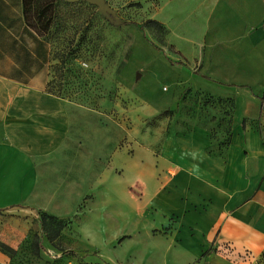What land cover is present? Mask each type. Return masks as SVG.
<instances>
[{
    "label": "rangeland",
    "instance_id": "1",
    "mask_svg": "<svg viewBox=\"0 0 264 264\" xmlns=\"http://www.w3.org/2000/svg\"><path fill=\"white\" fill-rule=\"evenodd\" d=\"M105 2L116 20L85 0L59 2L48 32L38 33L46 51L47 90L65 103L68 135L60 148L36 164L31 210L0 212V240L17 251L12 257L4 255L2 264H114L111 256L127 257V264H157L160 256L171 262V252L163 251L162 243L160 251L152 252L146 237L138 245L127 239L114 249L117 234L131 230L127 217L141 225L147 222L151 211L139 202L142 188L161 176L156 170L137 171L126 161L139 149L156 157L169 135L200 127L212 139L208 152L224 151L232 142L235 118L249 123V115L264 114L259 108L264 62L256 54L264 32L258 35V28L251 29L248 42L215 35L216 41L207 44L210 28L202 42L194 28L186 27L203 20L198 0ZM147 18L161 21L167 31L148 27L143 32L125 24ZM19 57L24 61L26 55L21 52ZM34 65L33 58L29 66ZM244 84L248 87L238 86ZM168 108L171 114L159 115ZM137 158L147 163L146 152ZM151 163L155 169L156 158ZM119 182L129 185L123 189L132 198ZM117 194L120 201L115 204ZM44 214L64 221L58 237L42 227ZM34 238L43 245L38 255L31 248ZM263 251L239 250L227 241L210 262L201 264H258Z\"/></svg>",
    "mask_w": 264,
    "mask_h": 264
},
{
    "label": "crops",
    "instance_id": "2",
    "mask_svg": "<svg viewBox=\"0 0 264 264\" xmlns=\"http://www.w3.org/2000/svg\"><path fill=\"white\" fill-rule=\"evenodd\" d=\"M198 1L203 20L196 27H186L194 28L202 42L209 28L207 44H213L220 34L248 42L246 36L251 29L258 28V35L264 32V0ZM36 48L41 51L36 52ZM42 48L39 34L25 22L22 0H0L1 212L31 210L36 164L67 139L66 106L47 90L49 80L42 60L46 51ZM10 51L17 55L9 58ZM256 51L257 58L264 62V41ZM21 52L26 55L24 61L19 57ZM33 58L37 66L32 67L29 64ZM259 108L264 112V95L259 97ZM249 116V123L235 118L233 139L224 153L208 152L212 139L209 130L202 127L169 135L156 157L147 149L133 152L126 161L128 165L132 163L137 171L156 170L161 176L142 188L139 202L151 211L147 222L141 225L137 219L127 217L125 222L131 230L117 234L120 237L114 249L127 239L137 240L138 245L146 237L152 242V252L161 250L159 243L165 247L163 251L171 252V262L160 256L157 264H201L210 262L227 241L239 250L264 247V114ZM141 151L147 154L148 167L137 158ZM118 184L122 189L129 186ZM122 192L132 198L131 191ZM119 199L117 194L115 204ZM126 234L134 236L128 238ZM4 255L0 252V264ZM109 260L127 264L129 258L111 256Z\"/></svg>",
    "mask_w": 264,
    "mask_h": 264
},
{
    "label": "trees",
    "instance_id": "3",
    "mask_svg": "<svg viewBox=\"0 0 264 264\" xmlns=\"http://www.w3.org/2000/svg\"><path fill=\"white\" fill-rule=\"evenodd\" d=\"M63 2L66 5L71 4V2H67L64 0H22V8L23 15L26 24L34 29L37 33L43 34L48 32L50 26L53 24L54 17H56L58 13V3ZM125 24H134L137 28L141 29L143 32L148 27L157 28L163 32L167 31L166 25L161 21L155 18H147L141 23L137 22H125ZM63 60V59H62ZM181 64H185L182 61H177ZM204 77L211 79L210 76L204 75ZM172 109L168 108L159 113V115H168L172 113ZM227 148V147H226ZM225 148V149H226ZM217 153H223L224 151H216ZM215 153V152H214ZM2 209H0V212ZM48 219L53 222H49ZM53 223H55L54 227ZM42 227L46 229L52 237H58L61 233V230L64 226V221L61 219H57L52 215H43V219L41 220ZM32 252L34 255H38L41 250H43V245L41 242L34 238L31 243ZM0 252L3 254L12 257L16 254V249L0 240ZM77 264H88L85 262L79 261ZM258 264H264V251L261 253V258L258 261Z\"/></svg>",
    "mask_w": 264,
    "mask_h": 264
},
{
    "label": "water",
    "instance_id": "4",
    "mask_svg": "<svg viewBox=\"0 0 264 264\" xmlns=\"http://www.w3.org/2000/svg\"><path fill=\"white\" fill-rule=\"evenodd\" d=\"M67 2H75L78 0H64ZM91 3L96 4L99 9L101 10V12L105 15H107L108 17H110L112 20H116V17L114 16V14L112 13V11L109 9V7L107 6L105 0H85Z\"/></svg>",
    "mask_w": 264,
    "mask_h": 264
}]
</instances>
